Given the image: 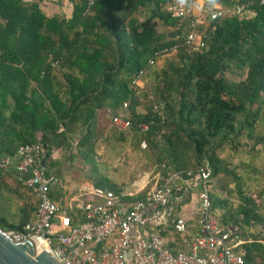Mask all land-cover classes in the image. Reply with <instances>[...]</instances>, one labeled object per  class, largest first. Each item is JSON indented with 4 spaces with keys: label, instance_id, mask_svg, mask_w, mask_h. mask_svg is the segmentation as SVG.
Here are the masks:
<instances>
[{
    "label": "trees",
    "instance_id": "trees-1",
    "mask_svg": "<svg viewBox=\"0 0 264 264\" xmlns=\"http://www.w3.org/2000/svg\"><path fill=\"white\" fill-rule=\"evenodd\" d=\"M40 1L0 0V155L14 156L19 146L38 143L52 176L46 168L54 149L74 140L93 143L98 124H111L104 116L128 101L131 126L118 131L111 124L118 139L144 141L161 181L173 172L208 167L220 223L238 226L246 264H264V0H215L217 7L246 9L201 28L206 37L200 52L184 44L188 22L168 13V0H69V17L47 16ZM172 47L177 51L161 69L149 65ZM151 69L153 97L139 111ZM134 79L138 94L130 89ZM159 102L165 103L163 119L153 111ZM225 150L244 151L247 158L232 165L230 152L220 156ZM251 180L259 182L254 189ZM232 181L236 191L229 188ZM108 188L121 191L113 183ZM0 189L19 192L6 184ZM18 189L34 197L24 182ZM225 194L238 202L231 204ZM6 209L0 206V227L20 232L34 222L37 202L13 216ZM168 232L178 236L172 227L160 230L164 237ZM167 248L182 251L172 243Z\"/></svg>",
    "mask_w": 264,
    "mask_h": 264
},
{
    "label": "built area",
    "instance_id": "built-area-1",
    "mask_svg": "<svg viewBox=\"0 0 264 264\" xmlns=\"http://www.w3.org/2000/svg\"><path fill=\"white\" fill-rule=\"evenodd\" d=\"M87 1L91 4L96 0ZM245 9L244 5L232 9L217 7L215 0H168L166 6L172 17L188 22L184 44L189 51L199 52L205 46L206 37L201 28L225 15L240 17ZM176 51L177 47L165 49L160 58ZM160 58L150 60L149 65H154ZM130 89L134 94L139 93L137 79L132 81ZM164 109V102L153 106L161 119ZM111 124L120 130L131 126L128 101L111 115ZM140 128L146 130L147 124ZM11 166L27 175L24 183L37 202L34 222L20 232H12L11 238L15 242L34 238L60 264H246L238 249L243 241L238 226L221 224L213 209L208 167L170 173L145 196L133 202L124 200L123 195L113 190L94 188V194L101 201L82 203L79 209L83 220L75 223L49 195L55 178L46 175L40 144L21 145L14 156L0 155V170H8ZM194 177L197 178L201 216L187 250L174 254L167 248V240L160 230L172 227L180 238L187 234V222L176 213L173 201Z\"/></svg>",
    "mask_w": 264,
    "mask_h": 264
},
{
    "label": "crops",
    "instance_id": "crops-1",
    "mask_svg": "<svg viewBox=\"0 0 264 264\" xmlns=\"http://www.w3.org/2000/svg\"><path fill=\"white\" fill-rule=\"evenodd\" d=\"M40 8L47 16L58 15L69 17L72 12V3L69 0H41ZM113 127L111 124L101 121L98 124L97 129L99 138L91 139L93 143L88 142L86 146H81L78 144L77 140H74L69 143L68 148L62 147L54 149L51 152V159L46 171L52 175L55 180L50 186L49 195L54 202L58 203L66 211L67 214H75V216H73L74 218L72 217L75 220V223L83 220L82 211L79 209L82 203L87 200L101 201V198L94 194V188L109 189L108 185L113 183L121 187L120 193L117 194L123 195L124 200L133 202L130 197L140 196L139 199L142 198L152 190L159 180H161L160 170L155 162H153V158L150 154L145 151L146 144H144V146H139V144L135 145L129 139L126 140L129 143L128 149L135 150L139 148L140 151L138 152L145 155V161L140 163L142 164V167L135 170L136 173L127 177V180L123 179L115 181L111 179L108 173L109 161L106 151L107 145L104 141H107L109 138V132H115L113 131ZM117 130L127 131L128 129ZM89 156H92L94 161L99 164L98 167H96V165L92 166L91 164H88L89 162H87V158ZM99 170L101 171L100 177ZM26 177L27 175L18 172L15 166H11L5 172H0V187H3V185L6 184L11 187V189L19 190L16 194L14 192L9 193L0 189V206L6 205V212L11 216L17 214L19 211L23 210L25 206L35 203L36 201L34 197H24V190L18 189L20 182H24ZM129 180H132L130 185H128L127 182ZM250 182L252 189L256 188L259 184V182L255 180H251ZM262 184L264 186V182L260 183V185ZM236 186V181H232L229 184V188L234 191H236ZM197 192V178L194 177L188 180L183 191L179 193L173 201L176 213L185 218L188 227V232L184 237L180 238L171 232H168L165 236L167 243H172L177 246V250L179 248L187 250L189 242L191 241L190 239L196 232L197 224L201 216L200 207L197 203ZM233 195L234 194L226 196L225 194L222 195V198H227L231 204H236L238 201ZM252 196L255 197V194ZM27 200H29L30 203ZM214 210L218 216L219 211L217 209ZM78 213L81 214V219L76 216ZM33 216L34 212L31 214V219H33ZM168 228L169 227H165L163 230Z\"/></svg>",
    "mask_w": 264,
    "mask_h": 264
},
{
    "label": "rangeland",
    "instance_id": "rangeland-1",
    "mask_svg": "<svg viewBox=\"0 0 264 264\" xmlns=\"http://www.w3.org/2000/svg\"><path fill=\"white\" fill-rule=\"evenodd\" d=\"M159 30H163L162 27L157 26ZM171 33V32H170ZM169 35H172V33ZM172 54L166 55L162 58H160L154 65L155 69L159 70L163 67L164 64V59L166 57H170ZM152 69L147 72V75L144 77V83H142V90L140 94V107L139 110L143 111L144 107L143 105L146 103L148 99H151L153 97L152 95V90L153 87L156 84L155 77L152 74ZM236 80L239 78H235ZM107 120H111V115L109 114L104 116ZM111 122V121H110ZM110 136L107 139V141H104V143L107 145L106 151L108 155V173L113 180H127L131 174L136 173L135 170L140 169L142 164L145 161V155L142 153L140 154L138 151H140L139 148L135 150H129V143L127 141H120L119 138V132H109ZM142 146V142L140 143ZM139 145V146H140ZM144 152V151H142ZM230 151H223L220 152L221 157H226ZM233 157L230 159L232 165L234 164L235 166L239 165L241 161L246 160V154L244 151H239L235 154L233 152H230ZM148 156V155H146ZM88 164H91L92 166L98 167L99 164H97L92 156H89L87 158ZM154 162V158H153ZM103 164V163H102ZM231 169H235L236 171L240 170L238 167H230ZM100 171V170H99ZM101 176V171L100 175ZM133 176V175H132ZM131 179V177H130ZM132 181V180H131ZM131 181H127L128 185H130ZM213 183H215V180H213Z\"/></svg>",
    "mask_w": 264,
    "mask_h": 264
},
{
    "label": "water",
    "instance_id": "water-1",
    "mask_svg": "<svg viewBox=\"0 0 264 264\" xmlns=\"http://www.w3.org/2000/svg\"><path fill=\"white\" fill-rule=\"evenodd\" d=\"M11 234L0 227V264H60L34 238L15 242Z\"/></svg>",
    "mask_w": 264,
    "mask_h": 264
}]
</instances>
